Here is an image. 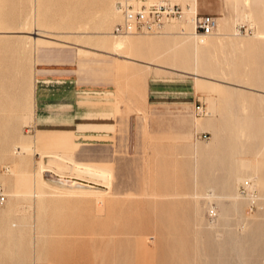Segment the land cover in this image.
Returning a JSON list of instances; mask_svg holds the SVG:
<instances>
[{"label":"rangeland","instance_id":"rangeland-1","mask_svg":"<svg viewBox=\"0 0 264 264\" xmlns=\"http://www.w3.org/2000/svg\"><path fill=\"white\" fill-rule=\"evenodd\" d=\"M256 1L250 14L247 9H235L233 0H228L225 25L219 27L218 38L229 51L225 66L230 62L234 67L231 78L226 68V89H236L238 95L229 101L228 95L219 94L214 100L216 110L222 107L221 114L235 121L242 119L250 131L253 129L254 137L263 139L264 93L254 90L252 60L245 59L244 67L240 63L237 70L236 50L231 53L228 46L229 41H242L252 48L254 39L264 41L258 39L264 31V0ZM206 6L225 14L223 0H197L196 13L210 14L204 12ZM113 7L112 0H0V189L4 195L0 203V264H264V206L261 213L255 204L243 207L245 217L258 213L256 227L243 235V229L236 228L240 219L234 214L229 217L227 229L239 234L240 242L235 244L222 231L226 228L210 229L220 217L216 203L202 206L199 222L188 196L195 187L196 168L200 181L224 176L229 169L233 151L228 142L222 143L221 134L210 138L207 131L193 132V140H197L195 155L185 149L191 142L140 134L142 120L134 113H111L113 130L97 132L92 126L85 133L80 131L91 137L76 133L73 139L75 160L109 167L108 189L101 177L77 173L57 159L40 158L35 151L36 125L43 129L68 127L66 117L75 110V104L69 101L77 93L115 92L114 79L132 84V79L121 72L113 75L95 63H89L79 75L75 48L61 62L35 59L44 40L77 43L84 46L86 54H111L123 59L122 52L118 54L113 47L126 38L110 34L116 22ZM238 24L250 26L253 35L234 38L232 29ZM36 30L41 35H35ZM165 32L129 37L139 45L156 40L154 49L162 45V40L186 41L193 46L192 40L174 35V29L167 27ZM207 44L199 47L204 50L197 73L200 84L205 81ZM183 59L167 58L164 66L188 73L191 64L186 56ZM190 85L189 77L150 74L144 88L137 87L144 95L149 133L175 126L170 113L179 104L178 97H188L193 114L199 116L195 106L203 108L204 104L198 92L191 93ZM255 89L264 91V80L257 79ZM201 94L204 98L205 93ZM131 95L126 88L120 109ZM102 98L95 96L92 112L99 110L97 116L105 117L107 114L101 113L106 111ZM246 138L250 145L252 134L248 131ZM248 153L247 158H251ZM20 159L27 171L22 188L14 184ZM217 160H222V167L216 165ZM40 165L52 172L43 171L40 177ZM27 187L33 192L29 197L22 194ZM65 191H72V195L59 197ZM37 192L44 196L41 201ZM212 209L216 213L213 219Z\"/></svg>","mask_w":264,"mask_h":264},{"label":"crops","instance_id":"crops-1","mask_svg":"<svg viewBox=\"0 0 264 264\" xmlns=\"http://www.w3.org/2000/svg\"><path fill=\"white\" fill-rule=\"evenodd\" d=\"M182 1V0H181ZM186 5L190 3L183 2ZM193 7L197 12V0H192ZM223 6L225 9V14H219V9H211L208 6L204 7V12L217 15L215 18L218 19V24L220 26L225 25L224 16H226L228 11V0H223ZM234 28V27H233ZM232 29V36L233 35ZM258 39H264V31ZM126 38V47L123 54V59L118 58L111 54H99L96 52L86 54L84 53V46L77 43L70 42H52L44 40L43 44L38 47V52H36V62L48 61V62H61L64 61L71 54V48H75L73 51V56L77 64V73L80 75L84 72L89 63H95L96 66L105 68L106 72H113L112 74H118L121 72L122 76L125 78L132 79V84L126 82L125 84L120 83L118 79H114L115 92H105V93H95V91L90 92H80L74 96V99L69 102L75 104L74 113L71 114V118L67 116L68 127H52V128H39L38 125L35 131L34 149L38 152L39 157L44 154L48 159H57V156L61 158H71L76 164L81 166H92L96 169L108 170L111 174V170L106 164L99 162H88V161H77L74 159L73 152L76 147L74 142V137L77 134L81 137L89 135H82L80 133L88 129V127L96 126V131H103L105 129L113 130L112 120L109 118L111 113H134L138 118L142 120L140 125V134L149 135L153 137H159L162 139H171L173 141H184L191 142L185 149L186 151L197 153V146L194 144L197 140H193V132L207 131L211 134L212 138L214 134H221L222 143L231 141V137L234 136L240 129L243 135L246 131L252 134L254 142L260 143L261 139L254 137L253 129L249 130L250 126L247 125L242 119H237L235 123L231 124L229 116H224L222 113V107L216 110L215 99L219 97V94L228 95L234 98L237 96L236 89L229 90L228 83L226 81V73L229 71L228 77L231 78L233 73V65L228 62L225 66V61L229 57V51L225 50V45L223 42L215 36L209 37L207 39V45L205 48L204 65H203V79L204 84H200L198 79V66L201 62L204 50L200 49L198 44L193 42V46L186 45V41H168L162 40V45L154 49L152 44L156 40H149L143 45L136 43L135 38ZM238 38V37H234ZM185 39V38H184ZM189 40H191L189 38ZM251 40H248V43ZM247 42L242 41H229L228 46L231 53L235 51L237 70L240 68V63L244 67L245 59L252 60L253 66V80H254V90L256 93L263 94L264 91L256 90V80H264V41L253 40L252 48L246 44ZM237 48V49H236ZM186 56L188 62L191 64V71L182 72L179 68H170L164 66V60L170 58L176 60L179 58H184ZM96 57L94 61L93 58ZM155 59V60H153ZM184 60V59H183ZM156 63V64H155ZM227 68V70H226ZM181 73L183 75H177ZM152 75H174L179 78L189 77L191 79L190 91L191 93L198 92L200 97H198L204 104L205 115L202 118H196L191 110V105L188 97H178L179 104L175 107V111H170V115L174 118L173 127L168 128L166 131H161L156 134L149 133L146 129V110L143 104L144 95L137 88L141 86L143 89L145 86L146 77ZM85 75V74H84ZM188 75V76H185ZM131 86V87H130ZM126 88L132 92L131 96L127 97L126 104L120 109V104L123 102L122 95ZM205 93V97L202 98V94ZM97 94V95H96ZM95 96L103 97L105 104V110L101 113H106L107 116H97L100 112H92V105L95 101ZM244 95H240V98ZM230 101V98H229ZM68 102V101H66ZM59 104H64L59 102ZM102 111V110H101ZM217 111V113H216ZM57 114V113H56ZM60 114V113H59ZM33 120L36 119L35 114V102H34V90H33ZM230 115V114H229ZM240 120V121H239ZM233 122L235 121L232 120ZM56 126V125H53ZM77 133V134H76ZM231 135V136H230ZM224 148V145L222 146ZM230 149V147H228ZM239 158V156H237ZM54 165V164H53ZM62 166V165H60ZM68 165H63V167Z\"/></svg>","mask_w":264,"mask_h":264},{"label":"bare ground","instance_id":"bare-ground-1","mask_svg":"<svg viewBox=\"0 0 264 264\" xmlns=\"http://www.w3.org/2000/svg\"><path fill=\"white\" fill-rule=\"evenodd\" d=\"M173 1L181 5L183 9L182 17L179 19H174V20H170L169 22H166L159 32L145 36L163 35L166 33L165 31L167 27H170L171 29L175 30V32H173L174 35L185 36L186 40L190 38L192 42L198 44L199 46L204 45L209 37L221 36L219 32L218 19L216 18H215L216 26L212 34L201 38L194 36L192 17L196 13V11L193 7L192 0H182L183 2L190 3L189 6L182 3L181 0H173ZM256 3H257L256 0H233L235 9H239V8H242L243 10L247 9L250 14H252V10H251L252 6ZM113 11L117 21L118 15L115 12L114 7H113ZM102 24L103 22H100V25ZM185 24L187 25L185 26ZM242 27L243 29H241ZM249 29L251 30L250 34L248 32ZM233 30H234L233 31L234 37H243L250 35L252 36L254 31L250 26H245L242 24L235 25ZM41 33L42 32L36 30L34 34L41 35ZM129 36H133V35L128 34L117 37H129ZM125 47H126V40L114 43L113 49L115 52L119 54V52L124 51ZM229 98L230 101H232V97L229 96ZM243 98L244 97H241L242 100ZM201 109H202V113L199 114V116L196 118L200 119L204 117L205 115L204 106ZM230 120H231V124L236 122V121L233 122L232 120L234 119L232 118H230ZM253 139L254 138L252 137L250 145H247L248 139L246 138V134L243 135L241 129L236 134H234V136L231 137V141L229 142L230 150H232L233 153L229 157V164H228L229 169L224 173V176L215 175L216 177L214 179L212 178V179H207L205 181H200L197 177V168H196L195 169L196 174L194 179L195 187L193 192L188 195L192 201L194 212L199 222H202V217H201L202 206L210 205L213 202L216 203L217 209L220 212V217L216 220V223L213 222L214 227H211L210 229L220 231L222 227L226 228L225 230L222 231L225 233L226 238L234 239L235 244H239L240 242V240L238 239L239 234L238 231L235 232L234 230L233 232L232 230L227 229L229 228V217L234 214L240 219V223L237 221L236 228L238 229L242 228L243 229L242 235H243L247 231L252 232L253 229L256 227L258 213L260 212L261 207L264 206V138L261 139L260 143L254 142ZM248 152L251 153L250 154L251 158H247L249 154ZM43 156L44 154H41L40 158H42ZM214 156L215 159H217L216 158L217 155L214 154ZM237 156H239V158H237ZM52 159L54 158L52 157ZM57 160L66 163L71 168L72 171H75L77 173L87 174L95 177L96 176L101 177L106 181L105 185L107 186V189L109 188L111 174L108 170L96 169L95 167L92 166L78 165L70 157L64 159L57 156ZM215 163L216 165L221 167L223 165L222 160L221 161L217 160ZM49 170L50 169L44 168L42 165H40L38 170L39 172L37 173L41 177L43 171H49ZM26 181H27L26 166L24 165L22 159H20L18 161V174L14 176V184L22 188L23 185L26 184ZM31 187H27V189L23 191L22 194H25V196L27 195L26 197H29L31 194H33ZM240 188L242 189L241 191ZM37 193L39 194V196L36 197H39L41 201V199L44 196H41L42 194L41 192H37ZM65 195L66 196L72 195V191H65L59 193V197L60 196L63 197ZM246 204H255L258 208L257 215L251 214L250 216L245 217L242 210L243 207L246 206ZM212 212H214V216L212 217L213 219L216 216V213L213 209Z\"/></svg>","mask_w":264,"mask_h":264},{"label":"built area","instance_id":"built-area-1","mask_svg":"<svg viewBox=\"0 0 264 264\" xmlns=\"http://www.w3.org/2000/svg\"><path fill=\"white\" fill-rule=\"evenodd\" d=\"M113 6L118 15L110 29L114 36L157 33L166 22L183 15L181 5L173 0H114ZM192 23L193 34L198 38L212 34L216 26L215 17L210 14L195 13ZM195 110L197 114L202 113L200 106H195ZM3 200L0 189V203Z\"/></svg>","mask_w":264,"mask_h":264}]
</instances>
